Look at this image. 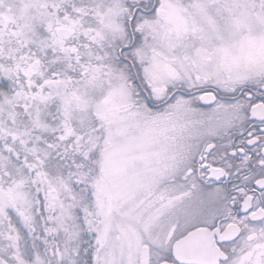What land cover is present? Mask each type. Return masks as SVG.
<instances>
[{
  "label": "snow or ice",
  "instance_id": "obj_1",
  "mask_svg": "<svg viewBox=\"0 0 264 264\" xmlns=\"http://www.w3.org/2000/svg\"><path fill=\"white\" fill-rule=\"evenodd\" d=\"M0 264H264V0H0Z\"/></svg>",
  "mask_w": 264,
  "mask_h": 264
}]
</instances>
